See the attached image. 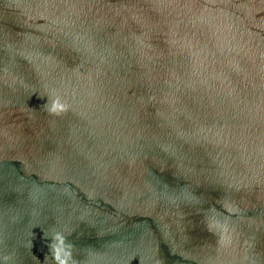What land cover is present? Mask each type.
I'll return each instance as SVG.
<instances>
[{
	"label": "water",
	"instance_id": "1",
	"mask_svg": "<svg viewBox=\"0 0 264 264\" xmlns=\"http://www.w3.org/2000/svg\"><path fill=\"white\" fill-rule=\"evenodd\" d=\"M56 233L69 264H264V0H0V264Z\"/></svg>",
	"mask_w": 264,
	"mask_h": 264
},
{
	"label": "clouds",
	"instance_id": "2",
	"mask_svg": "<svg viewBox=\"0 0 264 264\" xmlns=\"http://www.w3.org/2000/svg\"><path fill=\"white\" fill-rule=\"evenodd\" d=\"M63 105L59 103H54L52 107V111L62 110ZM50 250L53 254L54 261L56 264H69L72 260V245L70 242L66 241V237L60 233H56L53 238L52 242L49 245Z\"/></svg>",
	"mask_w": 264,
	"mask_h": 264
}]
</instances>
